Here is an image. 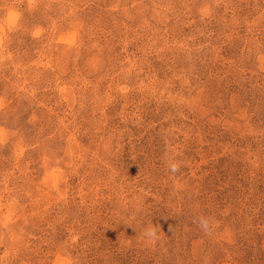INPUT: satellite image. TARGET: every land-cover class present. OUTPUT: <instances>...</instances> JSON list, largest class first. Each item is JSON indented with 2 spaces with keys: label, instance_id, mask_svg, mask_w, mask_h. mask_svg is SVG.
I'll list each match as a JSON object with an SVG mask.
<instances>
[{
  "label": "rangeland",
  "instance_id": "1",
  "mask_svg": "<svg viewBox=\"0 0 264 264\" xmlns=\"http://www.w3.org/2000/svg\"><path fill=\"white\" fill-rule=\"evenodd\" d=\"M0 264H264V0H0Z\"/></svg>",
  "mask_w": 264,
  "mask_h": 264
},
{
  "label": "clouds",
  "instance_id": "2",
  "mask_svg": "<svg viewBox=\"0 0 264 264\" xmlns=\"http://www.w3.org/2000/svg\"><path fill=\"white\" fill-rule=\"evenodd\" d=\"M168 170L171 173H176L179 171L181 165L178 161L171 160L167 162ZM199 223L202 228L207 230V226L209 224V219L201 217L199 220ZM144 237L146 239V242L148 243H154L155 240L158 238L157 229L155 227H148L144 230Z\"/></svg>",
  "mask_w": 264,
  "mask_h": 264
}]
</instances>
